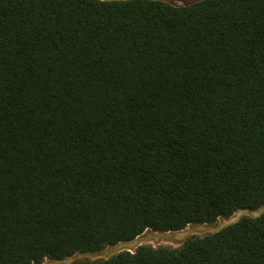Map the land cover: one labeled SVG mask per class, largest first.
Returning a JSON list of instances; mask_svg holds the SVG:
<instances>
[{
	"label": "trees",
	"instance_id": "16d2710c",
	"mask_svg": "<svg viewBox=\"0 0 264 264\" xmlns=\"http://www.w3.org/2000/svg\"><path fill=\"white\" fill-rule=\"evenodd\" d=\"M263 208L264 0H0V264ZM85 264H264V212Z\"/></svg>",
	"mask_w": 264,
	"mask_h": 264
},
{
	"label": "rangeland",
	"instance_id": "374dc122",
	"mask_svg": "<svg viewBox=\"0 0 264 264\" xmlns=\"http://www.w3.org/2000/svg\"><path fill=\"white\" fill-rule=\"evenodd\" d=\"M171 1V0H170ZM183 4L184 2H176ZM264 212V208L257 211H239L230 218H220L214 224L190 225L182 231L158 233L148 231L131 243H123L114 247H109L104 251L94 254H81L64 260H45L42 264H85L89 260L108 259L119 252L128 250L134 252L140 246H152L154 248L168 247L179 248L192 237H203L209 234L217 233L233 224L243 217H255Z\"/></svg>",
	"mask_w": 264,
	"mask_h": 264
}]
</instances>
